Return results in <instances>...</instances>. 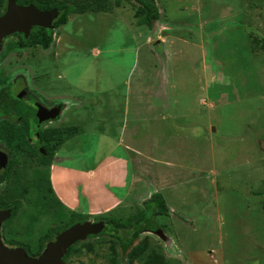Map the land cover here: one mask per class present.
Segmentation results:
<instances>
[{
  "label": "rangeland",
  "instance_id": "obj_1",
  "mask_svg": "<svg viewBox=\"0 0 264 264\" xmlns=\"http://www.w3.org/2000/svg\"><path fill=\"white\" fill-rule=\"evenodd\" d=\"M107 2L109 12L69 14L47 55L39 45L12 49L0 71L1 84L16 61L28 64L43 101L61 104L53 126L65 132L55 151L74 169L21 158L2 187L13 211L0 226L2 243L38 256L87 221L80 173L112 151L129 159L135 188L123 207L92 219L124 221L131 232L89 235L63 264H264V0H155L151 27H137V1ZM17 38L2 44L14 48ZM121 129L140 155L114 146ZM51 174L66 181L54 186ZM106 183L116 196L127 191ZM74 190L78 216L65 203ZM155 194L167 210L151 215V230H134L147 207L160 209Z\"/></svg>",
  "mask_w": 264,
  "mask_h": 264
},
{
  "label": "flooded vegetation",
  "instance_id": "obj_2",
  "mask_svg": "<svg viewBox=\"0 0 264 264\" xmlns=\"http://www.w3.org/2000/svg\"><path fill=\"white\" fill-rule=\"evenodd\" d=\"M5 5H7V0ZM5 10L6 6L0 10V15H2ZM37 27L39 26H32L27 34L16 31L3 36L0 40V71L5 70L4 65L11 60L9 52L12 49L22 50V46L27 44L37 46L32 43L31 39L29 41L24 39L29 37L31 31L38 30ZM46 29L53 30L54 40V30L56 28L53 27ZM14 34H18L20 38H17V41L13 43L15 47L9 49L8 46L6 47L2 43L6 37ZM51 46L47 49L42 48L46 55L48 54V51L51 50ZM52 57L53 56H47L46 59H52ZM19 61H24V58ZM30 61H32V59ZM16 63L17 65L15 66V69L13 68V71H15L14 74H12L13 78H7L5 82L0 84V199H2L3 203L6 204L7 202L2 193V187L7 181L14 178L13 174L22 164V160L27 157L36 158L40 160V163L46 168L49 167L51 169V166L55 161V155H53L50 159L48 156L49 152L45 150L42 145L45 139L44 131L53 130L55 128L53 126V121L59 117L63 109L61 104L53 105L49 104L50 102L48 103L47 101H43V96L41 95L44 94L41 89L38 88L39 84L37 82L35 84L33 75L28 73L29 71L31 72V70L29 69L28 71L25 69L28 64L20 62L18 65L17 61ZM52 64L53 62L50 65ZM9 67L10 66H8L7 69ZM47 69L46 75L48 76L50 75L51 69L50 67ZM9 76H11V74ZM4 77L5 76L0 74V82L4 79ZM47 98L49 99V97ZM22 105H25V107L21 108ZM40 107L45 111L53 108H59V113L53 118L40 120V115L38 114ZM40 114L44 115L43 113ZM32 122L34 123V127L31 130ZM38 154H41L42 157H38ZM21 158L23 159L21 160ZM49 160H51V164H49ZM6 209V205L2 206V204H0V211ZM5 221H3L0 226L4 225Z\"/></svg>",
  "mask_w": 264,
  "mask_h": 264
},
{
  "label": "water",
  "instance_id": "obj_3",
  "mask_svg": "<svg viewBox=\"0 0 264 264\" xmlns=\"http://www.w3.org/2000/svg\"><path fill=\"white\" fill-rule=\"evenodd\" d=\"M57 16V9L43 11L33 4H19L16 0H7L6 10L0 15V40L16 31L27 34L32 26L53 28L52 23ZM58 113L59 108L45 111L40 107L38 110L40 120L53 118ZM9 215L8 209L0 211V225ZM104 226L105 223L92 220L76 223L58 233L38 256L28 255L23 248L6 247L0 237V264H63V257L71 245L89 235L100 233Z\"/></svg>",
  "mask_w": 264,
  "mask_h": 264
},
{
  "label": "trees",
  "instance_id": "obj_4",
  "mask_svg": "<svg viewBox=\"0 0 264 264\" xmlns=\"http://www.w3.org/2000/svg\"><path fill=\"white\" fill-rule=\"evenodd\" d=\"M16 1L17 3L20 4H33L38 9L43 11L57 9L58 16L52 23L54 28H58L59 26L66 24L68 21V16L71 13L84 14L86 12H100V11H107L110 9L107 8L108 7L107 0H16ZM135 1L139 3V6L135 11V16L138 18L137 23L139 25L146 24L148 27H151L152 21L157 19L159 16V12L155 0H135ZM5 2L6 0H0V10L4 8ZM37 28L38 30L31 31L29 35L30 39L32 40L33 44L39 45L42 48L47 49L48 47L51 46L53 42V30L46 29L40 26ZM68 131L71 132L72 130L68 129ZM64 132L65 131L57 127L54 128L53 130L44 131L45 139L42 145L44 149L49 152L48 156L50 159L55 154V149L59 141H62V139H64L63 138ZM51 163H52L51 160H49V164ZM155 196H156L155 198L159 203L160 209L156 211H152L149 207H147L143 211L142 215L137 218L134 230H139V229L151 230L153 228L150 222L151 215L153 213L161 214L164 213L165 210H167L163 196L161 194H155ZM0 204H2V206L7 205L6 203H3L2 199H0ZM69 212L72 215L78 216V213L74 210H69ZM11 215H13V211ZM113 223L114 226H111L108 225V222H106L103 230L100 233L109 232L112 234H117L120 228L123 229V233L128 234L131 232V229L127 228L130 226L128 223L117 220H113L111 224ZM96 235H90V236H96ZM43 238L44 237H42V239ZM77 242H75L67 249V252L63 257V260L67 256H69L72 252L75 251V246ZM43 246L44 245H42L41 248Z\"/></svg>",
  "mask_w": 264,
  "mask_h": 264
},
{
  "label": "crops",
  "instance_id": "obj_5",
  "mask_svg": "<svg viewBox=\"0 0 264 264\" xmlns=\"http://www.w3.org/2000/svg\"><path fill=\"white\" fill-rule=\"evenodd\" d=\"M109 11H111V10L109 9L107 11H100V12H109ZM81 15H83V14H78V16H76L75 18L81 17ZM129 24L133 25V22H130ZM138 25L139 24H137V27L140 26V25L139 26ZM57 35H58V33L56 34V36ZM56 41H57L56 45L59 47L61 44V41H62L61 37H59V35H58V39ZM143 42H144V38H143ZM54 45H55V43H54ZM95 52H97V50L94 51V54H95ZM109 91H110V88H108L102 92L105 93V92H109ZM111 91H113V90H111ZM102 92H100V93H102ZM102 133H107V134L109 133L110 134L109 131H102ZM110 135H113V134H110ZM119 135H121V136L120 137L118 136V139L115 142L114 146H117V147L121 146L124 149V152L126 155L128 154V152L129 153L133 152L136 155H140L137 150L133 149L129 145V141H131L130 138L132 139V141H137V140H135L133 137H129V136H128L129 138H127L125 132L122 129L119 132ZM111 137L108 136L109 139L114 141ZM59 148H60V146H59ZM135 151H137V152H135ZM54 155H55V161L51 166V169L53 172H57L56 170H61V171L67 170L68 173H71V170H74V169L65 167V165H62V163L58 159V157H59L58 150L55 151ZM128 164H129V159L126 156H124L122 154L114 153L112 151H107L98 160V162H96V164H93L92 167H89L84 172L80 173V175H85V179L83 180L82 184H83V191L87 195V198H88V200L86 199V204L84 203V205H83L84 207L81 209V212L84 214V216L87 218V220L93 221L94 219H92V217H94L96 214L100 213L102 208H104L105 211L109 212L110 209L115 210L121 206L123 207L124 202H125V199H124L125 196L126 195L130 196L132 190L135 188L134 186L136 183L135 173L133 174V176H130L129 178H127ZM60 165H62V166H60ZM74 174H78V176H75L74 178L76 180L78 178V182H79V180H80L79 172L74 171ZM50 180H51V184H54V186H56V182L58 180H61V179H60V177H57V176L51 174ZM61 181L64 182L66 180H65V178L62 177ZM107 181L110 182L114 186H116V185L119 186L120 188L126 186L127 191L125 192L124 195L116 196L114 194V192L112 191L113 186L107 187V185H105V183ZM119 187H116V188H119ZM136 187H137L136 189L142 188L141 186L138 187L137 185H136ZM130 189H131V191H130ZM138 192H136L135 194H137ZM56 194L61 198V196L57 192H56ZM77 194H78V191L74 190V192L72 191V196L70 198L67 197L65 199V203L69 206V208L71 210H74V211H76L75 208L77 207V205H80V201L78 200ZM105 199L109 200V202L106 206L102 207L100 203H102V201H104ZM99 200L101 202H99ZM85 206L86 207L88 206V207L85 208Z\"/></svg>",
  "mask_w": 264,
  "mask_h": 264
}]
</instances>
